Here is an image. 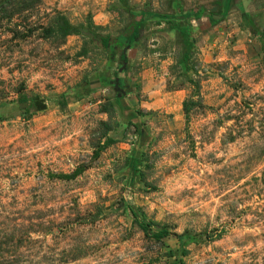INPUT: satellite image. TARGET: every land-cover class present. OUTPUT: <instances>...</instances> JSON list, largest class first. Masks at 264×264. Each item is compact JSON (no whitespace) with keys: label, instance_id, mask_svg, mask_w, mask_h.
I'll list each match as a JSON object with an SVG mask.
<instances>
[{"label":"rangeland","instance_id":"obj_1","mask_svg":"<svg viewBox=\"0 0 264 264\" xmlns=\"http://www.w3.org/2000/svg\"><path fill=\"white\" fill-rule=\"evenodd\" d=\"M12 3L0 264H264V0Z\"/></svg>","mask_w":264,"mask_h":264},{"label":"trees","instance_id":"obj_2","mask_svg":"<svg viewBox=\"0 0 264 264\" xmlns=\"http://www.w3.org/2000/svg\"><path fill=\"white\" fill-rule=\"evenodd\" d=\"M39 1L40 0H13V3H12L13 7H11L10 12L16 14L22 11L32 9L36 5V3H38ZM1 3H2V0H0V4ZM55 18H56V24L54 27L47 29L48 33L50 34L52 33L54 35H59V36H65V35L72 33L73 27L70 24H68V22L62 15H58ZM104 45H105V42H104ZM126 48H127V45H126V40H125V42L123 43V51L126 50ZM60 97L62 99V96ZM35 105H36L35 106L36 108H42V104H40V102H37L36 100H35ZM61 105H64V101L61 102ZM185 107L186 105L183 106L184 111H185ZM141 229L145 230V226L141 225ZM152 235L155 238L161 239L162 237L166 235V231L159 230L153 233Z\"/></svg>","mask_w":264,"mask_h":264}]
</instances>
